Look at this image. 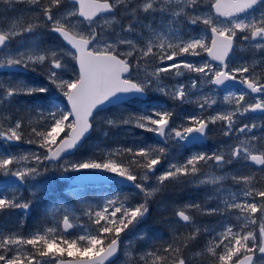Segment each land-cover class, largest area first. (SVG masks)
I'll return each mask as SVG.
<instances>
[{
	"label": "snow or ice",
	"instance_id": "snow-or-ice-1",
	"mask_svg": "<svg viewBox=\"0 0 264 264\" xmlns=\"http://www.w3.org/2000/svg\"><path fill=\"white\" fill-rule=\"evenodd\" d=\"M199 25L204 27L193 35ZM53 34L58 42L47 46L44 37ZM237 41L248 45L241 51L251 52L250 59L235 57ZM202 53L208 59L199 63L186 58ZM14 69L43 75L46 83L17 80L18 72L12 80H0V140L9 147L36 144L43 151H0V175L7 177L0 181V213L30 214L43 203L38 193H55V177L46 176L49 165L66 180L73 178L65 174L84 170L111 174L75 178L71 194L78 199L79 185L92 179L128 182L140 198L133 203L128 196H116L106 198L103 206L88 204L83 210L87 224H78L74 210L59 201L46 206L45 218L55 221L51 226H38L28 235L0 230V264H116L121 252V264H264V186L257 180V173L264 178V135L256 134L257 129L264 134V0H0V70ZM134 71L143 77L133 78ZM185 72L196 76L171 88L163 83L165 75L179 78ZM206 85L214 87L205 92ZM217 89L225 93L226 108L210 94ZM149 90L180 105L194 104L198 111L174 123L176 113L166 103L153 102ZM124 103L134 110L101 117L102 123L109 130L131 127L152 133L155 143L134 142L104 151L102 157L93 152L72 158L90 139L96 114ZM14 106H22L17 111L24 115H10ZM250 113L260 114L262 122H245ZM218 123L234 143L183 160L173 155L177 146L202 144L209 126ZM93 147L100 149L99 144ZM165 162L161 171L158 166ZM229 179L231 191L224 187ZM175 182L211 186L208 199L218 203L183 204L169 221L171 241L137 257L127 238H147L140 225L151 202ZM22 187L30 198L20 194ZM9 189L11 194H4ZM191 210L221 215L227 223L220 231L202 228ZM18 223L23 227V220ZM201 234L210 238L186 257Z\"/></svg>",
	"mask_w": 264,
	"mask_h": 264
},
{
	"label": "rangeland",
	"instance_id": "rangeland-1",
	"mask_svg": "<svg viewBox=\"0 0 264 264\" xmlns=\"http://www.w3.org/2000/svg\"><path fill=\"white\" fill-rule=\"evenodd\" d=\"M23 7V6H18ZM207 10V9H205ZM9 15H12V13H9ZM204 26L199 25L197 28V31L192 33L193 35L199 34V29H202ZM208 36L210 38V31L208 32ZM47 46H52L54 43H57L58 41L55 38V35L45 36L44 37ZM210 43V39H209ZM248 45L242 41H237L236 49L234 52L235 57L244 56L245 59H250L252 53L247 51H241L242 48L247 49ZM206 53H202L200 57H186L188 60H191L193 62L199 63L202 59H207ZM185 57H182L181 59H184ZM257 59H260V57H256ZM69 63L74 65V61H71L69 59ZM143 63V62H142ZM231 66H236L234 63ZM152 67L150 66L148 68V71H151ZM19 74L15 76V79L17 80H24L28 83L33 84H39L40 82H45V77L43 75H37V73H33L30 71H26L23 69H20L17 71ZM13 73L14 72H8V71H0V80L8 81L13 79ZM71 73H69L65 78H69ZM195 73H187L185 72L184 76L182 77H174L172 75H165L163 79V83L167 85L169 88L173 87L177 81L181 83H189L190 77H195ZM143 73H139V75L134 71L133 72V78H142ZM205 92H208L209 89H211L214 86L206 85ZM196 91V90H194ZM149 97L152 98L153 102H156L157 100L161 103H166L167 107H169L171 110H173L176 113V116L174 117V123H179L182 118L188 114L192 113L194 111H198L194 104H184L180 105L179 102L172 101L169 97L162 96L158 92H154L152 90H149L148 92ZM197 94H199L197 92ZM216 98L219 102L223 101V95L225 94L222 90L217 89L215 93H210ZM191 99L195 100L196 96L193 95L190 97ZM61 101L63 104H65V99L61 97ZM22 106H14L12 109L9 110V114L12 115L14 118H19L21 115H24L23 111H17V108ZM222 107L226 108L227 106ZM134 110L132 106L128 105L127 103L121 104L119 107L114 106L106 111H103L99 113L96 116L95 120V127L93 130V134L90 137L89 140L85 141V145L83 148L79 150V152L76 154L75 157L72 158H84L86 156L92 155L93 152H95L97 157H102V153L104 151H109L111 149L120 147V146H133V143L139 144L141 141H143L145 144H152L155 143V140L152 138V133H146L142 132L139 129H132L131 127H124L119 130L117 129H111L109 130L106 125L102 123L101 117L108 116L111 117L114 114L118 115L120 113L127 114L128 111ZM208 113H205L207 115ZM255 118V121L257 123H261L262 119L260 116H257L256 113H250L249 118L245 122H251V119ZM27 122V120H25ZM222 125L220 123L216 125H210L209 126V132L208 137L206 139L205 144H197L191 147H184V146H177L173 155L178 160H183L187 158L189 155L196 153V152H208L211 153L212 151H216L220 148H223L226 146V143H234L233 140H230L227 137H224L221 131ZM30 131V129H27ZM109 131V135L105 136L104 132ZM135 133V134H133ZM256 134L258 136L264 135L262 134L259 129L256 130ZM235 135V134H234ZM28 138V136H27ZM99 144L100 149L97 150L93 147V145ZM8 148L10 152L16 155H22L25 153L30 152H42L41 149H36L32 146V144L28 143H19V144H13L11 147H9L6 142L0 140V151H3L4 148ZM83 154V156L81 155ZM160 170L162 171L163 168L167 167V163L165 162L163 166H158ZM252 168H255L254 166H251ZM50 171L46 174L47 177H55L56 183L53 184V187L57 188V191L55 193H49L48 196H44L43 193H38L40 200H43V203H37V206L32 210L30 214H24L22 210H14L11 212H4L0 213V230H14L18 231L24 235H28L31 232L35 231L38 226L44 227V226H51L55 221L51 216H48L45 218L44 209L46 206H50L53 204H56L58 201L63 204L64 207H67L69 209L74 210V214L76 219V222L78 224H87L88 218L83 215L84 208L91 204L94 207L96 205L103 206L104 200L108 197H116L118 196L120 199H124L126 196L130 197L132 199V202L134 203L136 199H139L140 197L133 196V193L135 190H128L121 187L116 186H106V187H79L80 192L82 193V196L78 199L77 197L73 196L71 194L72 188H69V184L67 181L63 179V181L59 180L58 177L61 176L58 169H52L51 165H49ZM236 169H239V166H236ZM207 170V169H206ZM87 171H99V170H84L82 172ZM232 171L231 169L229 170ZM245 174H250L248 172V169L242 170ZM69 176L74 175L75 173H67ZM159 174V173H157ZM262 174L257 173V180L259 181L258 186H264V178H261ZM7 179V177H3L0 175V181ZM38 179H44L43 177ZM191 180V178H189ZM153 183L154 178H153ZM231 186V187H230ZM224 187L229 188L231 191V188L234 187L231 179L224 182ZM211 189V186H196L195 183H181V182H175V183H167L166 190L161 194L158 195L150 205L151 212L148 215L147 219L143 224L140 225V230L146 234V239L143 241H137L135 239V236L130 235L127 239L133 241L135 253L138 257L140 253H143L145 251L154 250L164 244L165 242L171 241L172 232L171 227L169 224L170 220L175 219L174 212L177 208L181 207L185 203L190 202H199L207 206L215 207L216 203L218 201H210L208 199V192ZM12 192L11 189L7 190L4 194L10 195ZM180 193V194H178ZM185 193V194H184ZM20 194L23 195L25 199H28L31 197V192L26 188L22 187L20 189ZM184 194V195H183ZM81 200H83L85 203H81ZM163 201V203H158V201ZM166 206V207H165ZM157 213H161L164 215L162 218H169L164 221H160V219L157 217ZM166 213V214H165ZM190 214L194 217L197 224H199L202 228L208 227V228H216L217 231H220V225L227 223V220L225 217L221 215H203L202 213L191 210ZM23 220V227H20L18 221ZM232 222L236 223L235 217H232ZM258 227V226H257ZM183 228L180 229L182 231ZM71 234H78L77 231H73ZM71 238V235L69 236ZM210 237L201 234V236L198 238V241L195 243L194 248L190 250H186L185 253L186 257H190L192 255V251L199 250L200 247L204 245V243L207 242V240ZM123 252L120 254V259L116 262V264H121L123 261ZM190 264H201L199 260L197 261H190ZM204 264H207L205 261Z\"/></svg>",
	"mask_w": 264,
	"mask_h": 264
},
{
	"label": "water",
	"instance_id": "water-1",
	"mask_svg": "<svg viewBox=\"0 0 264 264\" xmlns=\"http://www.w3.org/2000/svg\"><path fill=\"white\" fill-rule=\"evenodd\" d=\"M208 58V57H207ZM215 63V62H214ZM17 69H14V70H7V71H16ZM239 87H242V86H239ZM67 103V101H66ZM110 106H113V105H108L106 106V108L110 107ZM155 137V136H154ZM156 139H158L157 137H155ZM203 143H205V140L203 141ZM185 146H190V145H185ZM66 175V174H65ZM68 176V175H67ZM106 176H111V174L109 173H103V172H86V173H78V174H75L73 176V179L70 180V184L73 185L76 183V180L75 178L77 177H85V178H95V177H106ZM112 183H115L119 186H122V187H132L128 182H116V181H112V182H103V181H100V180H96V179H92V180H85L84 183L80 184V185H86V184H101V185H106V184H112Z\"/></svg>",
	"mask_w": 264,
	"mask_h": 264
},
{
	"label": "trees",
	"instance_id": "trees-1",
	"mask_svg": "<svg viewBox=\"0 0 264 264\" xmlns=\"http://www.w3.org/2000/svg\"><path fill=\"white\" fill-rule=\"evenodd\" d=\"M25 125H27V122H25ZM27 129H29V128H27V126L25 127V139H27V136H28V133L30 132L29 130H27ZM93 133V132H92ZM91 136H92V134H91ZM90 136V137H91ZM32 146L33 147H35L36 149H39L38 147H37V145L36 144H32ZM42 150V149H41ZM157 215V217L160 219V221H164V220H166V219H169V218H162V217H164V215H162L161 213H157L156 214ZM190 231V229L189 228H183V230L181 231V232H184V233H188ZM171 239H172V237H171ZM196 243V242H195ZM195 245V244H194ZM160 247V246H159ZM158 247V248H159ZM193 248H194V246H193ZM188 251V250H187ZM186 251V252H187ZM188 253V252H187ZM187 253H185V256H186V254Z\"/></svg>",
	"mask_w": 264,
	"mask_h": 264
},
{
	"label": "bare ground",
	"instance_id": "bare-ground-1",
	"mask_svg": "<svg viewBox=\"0 0 264 264\" xmlns=\"http://www.w3.org/2000/svg\"><path fill=\"white\" fill-rule=\"evenodd\" d=\"M178 194H180V193H178ZM184 194H185V193H184ZM184 194H183V195H184ZM180 195H181V194H180ZM165 214H166V213H165ZM211 217H212V216H211Z\"/></svg>",
	"mask_w": 264,
	"mask_h": 264
},
{
	"label": "flooded vegetation",
	"instance_id": "flooded-vegetation-1",
	"mask_svg": "<svg viewBox=\"0 0 264 264\" xmlns=\"http://www.w3.org/2000/svg\"><path fill=\"white\" fill-rule=\"evenodd\" d=\"M257 57H259V56H257ZM258 71H259V69H258ZM260 115V114H259Z\"/></svg>",
	"mask_w": 264,
	"mask_h": 264
}]
</instances>
